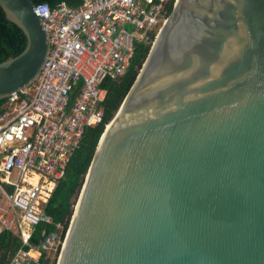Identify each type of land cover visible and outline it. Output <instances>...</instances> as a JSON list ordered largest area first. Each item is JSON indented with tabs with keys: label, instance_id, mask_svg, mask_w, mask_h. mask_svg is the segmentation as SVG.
<instances>
[{
	"label": "water",
	"instance_id": "water-1",
	"mask_svg": "<svg viewBox=\"0 0 264 264\" xmlns=\"http://www.w3.org/2000/svg\"><path fill=\"white\" fill-rule=\"evenodd\" d=\"M33 0H0L23 49L0 100L50 50ZM56 264H264V0H175L102 132Z\"/></svg>",
	"mask_w": 264,
	"mask_h": 264
},
{
	"label": "built area",
	"instance_id": "built-area-1",
	"mask_svg": "<svg viewBox=\"0 0 264 264\" xmlns=\"http://www.w3.org/2000/svg\"><path fill=\"white\" fill-rule=\"evenodd\" d=\"M170 2L34 3L50 50L34 82L0 106V235L20 242L6 264H39L43 253L57 260L68 225L46 212L48 199L85 129L102 122L104 81L127 72L137 42L152 44ZM40 224L53 229L43 227L33 243Z\"/></svg>",
	"mask_w": 264,
	"mask_h": 264
},
{
	"label": "trees",
	"instance_id": "trees-1",
	"mask_svg": "<svg viewBox=\"0 0 264 264\" xmlns=\"http://www.w3.org/2000/svg\"><path fill=\"white\" fill-rule=\"evenodd\" d=\"M65 1L68 5H76L80 0H33L34 3L47 2L51 7ZM172 2L167 6L168 12L172 10ZM26 38L23 32L13 22L9 21L0 7V61L17 55L25 46ZM151 44L137 42L134 53L130 59L127 72L120 78L106 79L103 86L107 90L103 102L102 122L87 127L84 131L79 148L72 155L65 176L57 183L46 204V212L54 221L65 223V227L71 220L74 204L78 198L81 186L87 173L90 161L94 154L98 140L104 131L106 124L114 117L127 91L132 85ZM3 100H0V106ZM45 227L48 232L53 229L52 224H40L32 235V242L37 243L39 232ZM20 246V242L8 233L0 235V264H6L8 257ZM56 259L51 260L45 253L42 254L39 264H55Z\"/></svg>",
	"mask_w": 264,
	"mask_h": 264
},
{
	"label": "rangeland",
	"instance_id": "rangeland-1",
	"mask_svg": "<svg viewBox=\"0 0 264 264\" xmlns=\"http://www.w3.org/2000/svg\"><path fill=\"white\" fill-rule=\"evenodd\" d=\"M77 201V200H76ZM75 205V204H74ZM50 256H52V254H49ZM57 254L54 255V257L56 256Z\"/></svg>",
	"mask_w": 264,
	"mask_h": 264
},
{
	"label": "clouds",
	"instance_id": "clouds-1",
	"mask_svg": "<svg viewBox=\"0 0 264 264\" xmlns=\"http://www.w3.org/2000/svg\"><path fill=\"white\" fill-rule=\"evenodd\" d=\"M68 226H69V223H68ZM56 264V263H55Z\"/></svg>",
	"mask_w": 264,
	"mask_h": 264
}]
</instances>
